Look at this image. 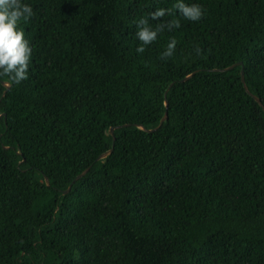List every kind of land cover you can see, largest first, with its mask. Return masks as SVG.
<instances>
[{"label": "trees", "instance_id": "trees-1", "mask_svg": "<svg viewBox=\"0 0 264 264\" xmlns=\"http://www.w3.org/2000/svg\"><path fill=\"white\" fill-rule=\"evenodd\" d=\"M22 2L29 74L0 73V264H264V110L240 79L264 107V0H195L194 22L175 0ZM141 17L179 26L137 54Z\"/></svg>", "mask_w": 264, "mask_h": 264}, {"label": "clouds", "instance_id": "clouds-1", "mask_svg": "<svg viewBox=\"0 0 264 264\" xmlns=\"http://www.w3.org/2000/svg\"><path fill=\"white\" fill-rule=\"evenodd\" d=\"M173 7L179 17L188 21H198L204 14L202 5L195 0H175ZM166 12L165 8H157L149 13V16L156 20L165 16ZM32 16L33 8L30 4L22 0H0V73L6 74L17 84L28 77L32 53L30 43L19 25L21 21L27 22ZM178 26V20H169L166 24L153 26L141 17L136 23L135 37L140 42L135 48L136 53H143L145 46L155 41L158 33L165 27L171 29ZM176 43L174 38H170L161 57L172 56Z\"/></svg>", "mask_w": 264, "mask_h": 264}, {"label": "water", "instance_id": "water-1", "mask_svg": "<svg viewBox=\"0 0 264 264\" xmlns=\"http://www.w3.org/2000/svg\"><path fill=\"white\" fill-rule=\"evenodd\" d=\"M239 63H240V62H239ZM233 66H234V64H232V65H230V66H228V67H225V68L217 69V70L224 71V70H227V69H231ZM191 74H192V73L187 74V75L184 76L180 81H184V80H186L187 78H189V77L191 76ZM240 79H241V81H242V83H243V87H244L245 91H246L247 93H249V94L253 97V99L256 100V101L258 102V104L261 106V108L264 110V107H263V105L261 104L260 99H259L257 96L252 95V94L247 90L246 85H245V83L243 82V72H242V70H240ZM1 84L5 87V90H4V91H6V89L9 87V82L6 81V80H2V81H1ZM170 85H171V83L167 86V88L165 89L164 93L167 91V89L170 87ZM164 95H165V94H164ZM164 107H165V108L167 107V101H166V99H164ZM166 118H167V114H166V111H164V113H163V115H162V117H161V119H160V121H159V124H158L157 126H155L154 128H151V129H145V128H144L142 125H140V124H137L136 126H137L138 128H140V129H145V130H147V131H152V130H155V129H156V128H157V127L163 122V121H165ZM119 126H121V125L111 126V127H109V128L105 131V133H106V134L113 135V129H114L115 127H119ZM122 126H123V125H122ZM113 140H114V138L112 137V142H113ZM110 151H111V148H109V149L106 150L105 152L101 153L96 159H102V158H104L108 153H110ZM87 170H88V167L85 168V169H84L82 172H80L79 174H77V175L75 176V178L72 179V181L70 182V184H71L75 179H77V178H79L81 175H83ZM44 180H45L46 184H48V180H47L46 176H44ZM70 184L67 186V188H66L65 190H63L64 192L67 191V190L69 189Z\"/></svg>", "mask_w": 264, "mask_h": 264}]
</instances>
